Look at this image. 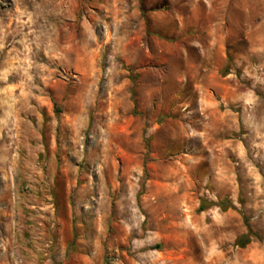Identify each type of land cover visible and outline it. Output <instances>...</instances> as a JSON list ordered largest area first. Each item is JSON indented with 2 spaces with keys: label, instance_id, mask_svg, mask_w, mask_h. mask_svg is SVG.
<instances>
[{
  "label": "rangeland",
  "instance_id": "374dc122",
  "mask_svg": "<svg viewBox=\"0 0 264 264\" xmlns=\"http://www.w3.org/2000/svg\"><path fill=\"white\" fill-rule=\"evenodd\" d=\"M118 1L0 0V264H264V0Z\"/></svg>",
  "mask_w": 264,
  "mask_h": 264
},
{
  "label": "crops",
  "instance_id": "0c3cea01",
  "mask_svg": "<svg viewBox=\"0 0 264 264\" xmlns=\"http://www.w3.org/2000/svg\"><path fill=\"white\" fill-rule=\"evenodd\" d=\"M169 1L170 0H167L168 3H169ZM176 1L178 3L176 7H179V8H177V10L175 12V14L177 13V15H176V17H174V18H176L174 20H176L177 22H181L182 18H184L186 16H189L190 17V16L193 15V12L195 11L194 8L196 6V5H194V1L193 0H176ZM118 2H121L122 5H123V8H120V9H124V8L125 9H128L129 6L131 7V6H136L137 5L136 0H120ZM171 4H172V2H171ZM172 7H174V5H172ZM112 11L116 12L117 10L111 8V11H109V12L112 13ZM173 11L174 10L172 9V12ZM183 12H184V14H183ZM112 15H113V13H112Z\"/></svg>",
  "mask_w": 264,
  "mask_h": 264
},
{
  "label": "trees",
  "instance_id": "16d2710c",
  "mask_svg": "<svg viewBox=\"0 0 264 264\" xmlns=\"http://www.w3.org/2000/svg\"><path fill=\"white\" fill-rule=\"evenodd\" d=\"M230 205H224L223 203H221V205H219V207L221 208V210H225L227 207H229ZM208 207L203 203L199 206L198 211L202 212L205 209H207ZM250 236H253V233L248 229V233L246 235H244L243 237H241V246H244L245 244H247L250 240Z\"/></svg>",
  "mask_w": 264,
  "mask_h": 264
}]
</instances>
